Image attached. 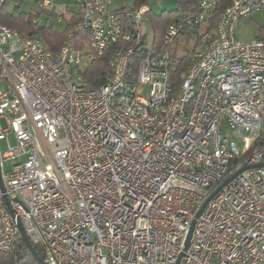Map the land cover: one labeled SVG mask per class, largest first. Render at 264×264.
Instances as JSON below:
<instances>
[{"label":"built area","instance_id":"obj_1","mask_svg":"<svg viewBox=\"0 0 264 264\" xmlns=\"http://www.w3.org/2000/svg\"><path fill=\"white\" fill-rule=\"evenodd\" d=\"M75 2L87 52L111 53L94 85L87 53L0 22V253L19 220L45 264H264V165L241 171L264 164V40L236 37L264 0L213 29L200 0L159 48L149 5Z\"/></svg>","mask_w":264,"mask_h":264},{"label":"trees","instance_id":"obj_2","mask_svg":"<svg viewBox=\"0 0 264 264\" xmlns=\"http://www.w3.org/2000/svg\"><path fill=\"white\" fill-rule=\"evenodd\" d=\"M23 0H6L5 5L0 12V22L10 28L17 30L19 33L30 36H35L41 39L47 49L51 52H58L63 46L68 44L75 51H84L91 59L84 72L88 82L94 85L99 76H104L109 72V59L111 53H105L104 55L94 54L87 52L85 49L89 44V34L85 30H77L75 28L78 24V13L72 14L69 20H67V26L64 32H59L53 28L42 26L37 21V17L33 14L16 16L10 9L11 3H16V7ZM38 4L44 0H36ZM178 9L176 12L164 11L160 15H156L152 12L150 6V0H134L133 7H140L142 5H149L150 11L148 12V18L151 22L154 31V45L159 48L164 40V35L167 28L176 20L182 17H193L199 12L200 0H175ZM232 0H220L219 5L213 11L210 19V25L208 29L215 27V22L220 14L223 12L225 7ZM19 2V3H18ZM20 5V4H19ZM70 33L72 35L70 36ZM258 39L264 40V28L261 29ZM188 55L182 56V64L177 67V70L173 74V80L177 84L182 73L188 63ZM20 247L21 252H16L11 255H5L0 253V264H38L34 259L33 255L29 252L23 239L21 240ZM38 255L44 258V249L42 246H35Z\"/></svg>","mask_w":264,"mask_h":264},{"label":"rangeland","instance_id":"obj_3","mask_svg":"<svg viewBox=\"0 0 264 264\" xmlns=\"http://www.w3.org/2000/svg\"><path fill=\"white\" fill-rule=\"evenodd\" d=\"M51 4L44 8L40 7L36 0H23L16 7V3H11L10 9L16 16L22 14H33L38 18L39 24L53 28L56 31L64 32L67 26V20L72 14L78 11V5L75 0H50ZM134 0H112L110 5L112 10H118L124 7H133ZM152 12L156 15L162 14L164 11L176 12L178 5L175 0H150ZM264 28V7L260 12L253 14L251 17L241 20L236 29V37L241 42H251L258 38L261 29ZM185 44L186 41L181 40ZM88 51V48L85 49ZM3 128H6L4 119L0 120ZM12 144L15 143L11 136ZM2 149H5V144L1 142ZM20 161V160H19ZM11 164H7L10 167Z\"/></svg>","mask_w":264,"mask_h":264},{"label":"water","instance_id":"obj_4","mask_svg":"<svg viewBox=\"0 0 264 264\" xmlns=\"http://www.w3.org/2000/svg\"><path fill=\"white\" fill-rule=\"evenodd\" d=\"M262 165H264V164H259V165H256V166H248V167H245V168H243L241 171H243V170H245V169H248V168H252V167H259V166H262ZM241 171H239L238 173H240ZM237 173V174H238ZM235 176V175H234ZM233 176V177H234ZM233 177H231L229 180H227L214 194H213V196H215L217 193H218V191L224 186V185H226ZM212 196V197H213ZM10 211H11V213H12V210L10 209ZM17 224H18V228H19V230H20V233H21V236H22V239H23V241H24V243L26 244V247L28 248V250H29V252L33 255V257H34V259L36 260V262L38 263V264H45L44 263V261H43V259H42V257H40L39 255H38V253H37V251H36V248H35V246L31 243V241L29 240V238L26 236V234H25V231H24V229H23V227H22V225H21V223L19 222V220H17ZM192 230H193V226H192V229H191V232H192ZM191 232H190V236H191ZM189 236V237H190Z\"/></svg>","mask_w":264,"mask_h":264},{"label":"crops","instance_id":"obj_5","mask_svg":"<svg viewBox=\"0 0 264 264\" xmlns=\"http://www.w3.org/2000/svg\"><path fill=\"white\" fill-rule=\"evenodd\" d=\"M259 12H260V11H259ZM76 13H78V11H77Z\"/></svg>","mask_w":264,"mask_h":264}]
</instances>
